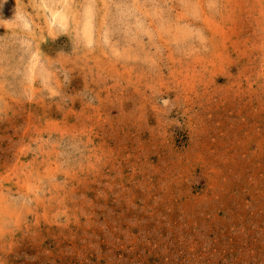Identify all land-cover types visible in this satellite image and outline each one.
Listing matches in <instances>:
<instances>
[{
	"label": "rangeland",
	"instance_id": "obj_1",
	"mask_svg": "<svg viewBox=\"0 0 264 264\" xmlns=\"http://www.w3.org/2000/svg\"><path fill=\"white\" fill-rule=\"evenodd\" d=\"M0 264H264V0H0Z\"/></svg>",
	"mask_w": 264,
	"mask_h": 264
}]
</instances>
